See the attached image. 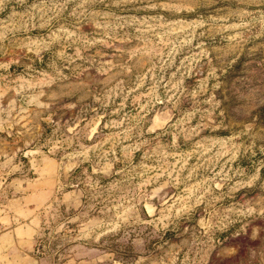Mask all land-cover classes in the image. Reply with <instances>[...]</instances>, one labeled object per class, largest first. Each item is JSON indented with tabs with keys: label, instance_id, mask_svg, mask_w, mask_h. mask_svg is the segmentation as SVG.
<instances>
[{
	"label": "rangeland",
	"instance_id": "1",
	"mask_svg": "<svg viewBox=\"0 0 264 264\" xmlns=\"http://www.w3.org/2000/svg\"><path fill=\"white\" fill-rule=\"evenodd\" d=\"M0 264H264V0H0Z\"/></svg>",
	"mask_w": 264,
	"mask_h": 264
}]
</instances>
